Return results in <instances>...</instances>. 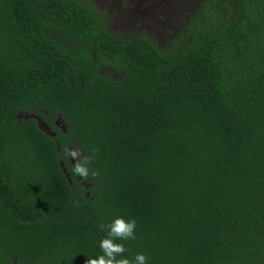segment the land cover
Listing matches in <instances>:
<instances>
[{"label": "trees", "instance_id": "trees-1", "mask_svg": "<svg viewBox=\"0 0 264 264\" xmlns=\"http://www.w3.org/2000/svg\"><path fill=\"white\" fill-rule=\"evenodd\" d=\"M108 21L0 0V264H85L117 216L130 259L264 264V0H199L164 45Z\"/></svg>", "mask_w": 264, "mask_h": 264}, {"label": "rangeland", "instance_id": "rangeland-1", "mask_svg": "<svg viewBox=\"0 0 264 264\" xmlns=\"http://www.w3.org/2000/svg\"><path fill=\"white\" fill-rule=\"evenodd\" d=\"M95 1L98 9L109 18V31L113 35L119 37L144 35L156 40L158 44L164 45L170 43L175 37L187 14L195 11L199 0H183L179 9L174 12L175 14L170 15L172 17L169 16L171 13L168 12L166 3L170 0ZM115 1H118L119 4ZM97 68L102 74L111 72L102 64H99Z\"/></svg>", "mask_w": 264, "mask_h": 264}, {"label": "clouds", "instance_id": "clouds-1", "mask_svg": "<svg viewBox=\"0 0 264 264\" xmlns=\"http://www.w3.org/2000/svg\"><path fill=\"white\" fill-rule=\"evenodd\" d=\"M65 156L69 160H74L72 164V171L76 176L82 180H87L91 171V175L95 177L97 173L94 170H90L88 165L91 163L95 156V149L90 156L82 157L81 152L77 148L63 149ZM100 230L107 229L105 238L99 242V247L102 250V254L97 255L95 258H88L85 264H148V257L144 253H137L134 258L124 257V253L127 251L123 243H117L116 241L134 240L136 221L134 219L125 220L123 217H115L109 224L105 225L101 223L99 225ZM119 257V258H118Z\"/></svg>", "mask_w": 264, "mask_h": 264}, {"label": "flooded vegetation", "instance_id": "flooded-vegetation-1", "mask_svg": "<svg viewBox=\"0 0 264 264\" xmlns=\"http://www.w3.org/2000/svg\"><path fill=\"white\" fill-rule=\"evenodd\" d=\"M121 1V0H120ZM183 0H170V4L169 2L166 1V3L168 4V12L171 13L169 14L170 15H173L175 14L174 12H176L178 9H179V6H180V3L182 2ZM108 2H112V1H108ZM117 4H119L118 1H115ZM158 8V7H157ZM172 17V16H170ZM182 22V21H181ZM182 25V23H181ZM180 28V27H179Z\"/></svg>", "mask_w": 264, "mask_h": 264}]
</instances>
